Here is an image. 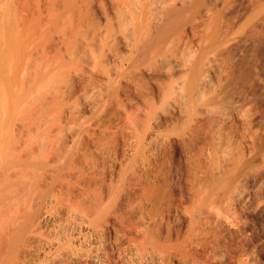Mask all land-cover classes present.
Masks as SVG:
<instances>
[{"label":"bare ground","instance_id":"bare-ground-1","mask_svg":"<svg viewBox=\"0 0 264 264\" xmlns=\"http://www.w3.org/2000/svg\"><path fill=\"white\" fill-rule=\"evenodd\" d=\"M263 44L264 0H0V264H264Z\"/></svg>","mask_w":264,"mask_h":264},{"label":"rangeland","instance_id":"rangeland-1","mask_svg":"<svg viewBox=\"0 0 264 264\" xmlns=\"http://www.w3.org/2000/svg\"><path fill=\"white\" fill-rule=\"evenodd\" d=\"M262 49H264V44H263V47H262ZM264 52V51H263ZM263 58H264V56H263ZM262 64V63H261ZM260 65V64H259ZM261 66V68H262V72H264V65L262 64V65H260ZM263 75H264V73H263ZM258 91L259 90H257V94H258ZM264 94V93H261V92H259V95L257 96V98H259V96L261 97L262 95ZM263 97H264V95H263ZM257 101V103H256V110H259V112L263 115V113H264V98L262 99V97L258 100H256ZM262 101V102H261ZM260 104V105H259ZM262 106H263V108H262ZM261 110H262V112H261ZM264 116V115H263Z\"/></svg>","mask_w":264,"mask_h":264}]
</instances>
